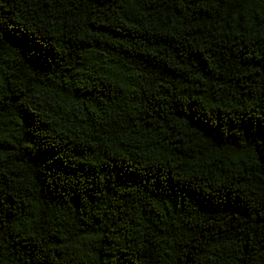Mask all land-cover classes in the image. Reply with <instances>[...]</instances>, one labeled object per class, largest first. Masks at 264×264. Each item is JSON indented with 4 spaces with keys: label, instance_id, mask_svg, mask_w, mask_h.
<instances>
[{
    "label": "trees",
    "instance_id": "16d2710c",
    "mask_svg": "<svg viewBox=\"0 0 264 264\" xmlns=\"http://www.w3.org/2000/svg\"><path fill=\"white\" fill-rule=\"evenodd\" d=\"M0 264H264V0H0Z\"/></svg>",
    "mask_w": 264,
    "mask_h": 264
}]
</instances>
